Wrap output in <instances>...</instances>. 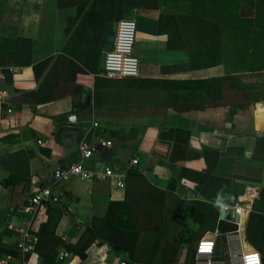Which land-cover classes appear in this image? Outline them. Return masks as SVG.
Segmentation results:
<instances>
[{"label": "crops", "instance_id": "crops-1", "mask_svg": "<svg viewBox=\"0 0 264 264\" xmlns=\"http://www.w3.org/2000/svg\"><path fill=\"white\" fill-rule=\"evenodd\" d=\"M127 3L0 0V68L12 71L0 93V181H9L0 182V257L19 255V207L35 186L45 184L59 200L37 213L34 227L40 241L27 255L31 264H120L127 256L108 241L113 227L121 228L124 236L137 235L134 247L126 246L145 254L147 260L139 257L144 264H194L199 241L217 240L223 211L238 228L215 247L213 264H232L242 250H257L264 256V226L257 220L251 226L253 212L264 216L253 210L256 199L264 200V96L237 111L224 101L204 109L176 110L165 102L167 92L159 85L144 88L111 81L108 86L105 81L97 91V77L108 78L100 68L107 36L116 33L123 18L138 23L140 77L179 80L223 74L220 66L175 67L188 64L190 57L185 50H170L168 36L158 33L161 10L129 12ZM88 10L97 11L100 27H113L104 38L98 63L89 66L83 61L87 51L79 47L83 40L74 43L72 37ZM47 58L50 64L37 79L34 65ZM252 77L264 78V72ZM125 79L129 78L115 80ZM46 80L49 86L59 81L50 92L53 100L37 102L29 93ZM70 116L77 122H70ZM163 128L184 130L180 141L162 140ZM104 140L112 145L103 147ZM83 141L96 152L81 160ZM175 147L182 157L173 162L169 156ZM218 154L213 174L244 185L243 194L223 192L196 179V172L214 163ZM76 162L92 170L124 171L125 189H118L112 179L67 177L53 182L56 166ZM130 168L141 175L129 177ZM230 227L224 225L226 230ZM249 227L262 248L248 239Z\"/></svg>", "mask_w": 264, "mask_h": 264}, {"label": "trees", "instance_id": "trees-1", "mask_svg": "<svg viewBox=\"0 0 264 264\" xmlns=\"http://www.w3.org/2000/svg\"><path fill=\"white\" fill-rule=\"evenodd\" d=\"M102 2L104 4V1ZM127 4L126 8L129 12L133 8L161 10L158 33L168 36L170 50H185L190 57L188 64L175 67L203 70L224 65L226 70L220 76L179 80L133 77L125 79L128 81H121L100 76L97 77V91L106 86L105 81L108 86L111 85V83L109 84L111 81H116L119 84L130 83L132 86L137 85L144 88H153L155 85H159L167 92L165 102L176 110L189 106L204 109L224 101L227 105L234 106V110L237 111L238 108L248 106L255 98L264 96V78L252 77L253 74L264 72V0H128ZM93 6L96 9V4ZM82 12L83 8L81 7L79 14ZM99 17L97 11L88 10L72 33L74 43L78 38L83 40L79 47L82 52L87 51V56L82 57L85 58L83 61L88 66L90 63H98L104 38L107 32H111L113 29L112 26L106 29L100 27ZM116 18L121 17L118 15ZM73 24L71 22V26ZM50 60L47 58L34 65L37 79L41 78L50 64ZM78 69L80 72L83 71L81 66H78ZM6 73V80L10 79V69L6 70ZM47 81H42L40 89L29 93L36 98L37 102L53 100L50 92L59 81L51 86L46 84ZM182 131L184 130L163 128L160 138L169 140L173 137L176 142H179ZM177 148H173L169 156L173 162L182 157V152H177ZM218 158L219 154L215 162L208 164L204 171L196 172L198 176L196 179L223 192L243 194L245 192L244 185L213 174V168ZM134 173L140 174L135 168L128 170L129 177H132ZM0 182L9 183L8 180ZM252 218L251 226L253 220H257L258 224L264 226L263 215L253 212ZM94 237L97 235L94 234ZM136 239L137 235L124 236L121 228L116 227H113L112 233L108 237V241L117 251L126 254L128 262L144 264L139 257L145 258V254L137 252L136 248H130L134 247ZM248 239L253 241L257 248H262L252 236V227H249ZM127 243L131 246H126ZM14 253L17 255V252ZM82 257H85L84 253Z\"/></svg>", "mask_w": 264, "mask_h": 264}, {"label": "built area", "instance_id": "built-area-1", "mask_svg": "<svg viewBox=\"0 0 264 264\" xmlns=\"http://www.w3.org/2000/svg\"><path fill=\"white\" fill-rule=\"evenodd\" d=\"M138 23L134 18H123L118 22L115 40L111 50L106 51L104 72L108 78L123 79L140 77L142 71L141 58L136 53ZM10 72H12L10 70ZM7 78V73L0 68V93H4L2 83ZM76 116H70L69 121L76 123ZM94 126H99L94 122ZM103 147L112 145L111 140L101 141ZM96 152V148L89 142L80 144L81 160L90 158ZM138 159L133 160L137 165ZM67 177H77L80 180L95 178L97 180L112 179L118 189H125V172L107 167L105 170H92L83 166L82 162L69 165H58L53 169V182H58ZM58 195L53 193L49 184L35 186L27 202L19 207L21 224L17 228V250L19 255L15 258L12 254L0 257V264H31L28 254L35 251L40 237L35 231V219L41 207L50 202H57ZM242 213V207L235 208L236 221L239 224L238 215ZM216 247L213 238H202L195 253V264H213L212 256ZM262 254L257 250H242L233 258L232 264H263ZM58 264V263H56ZM120 264H131L127 260Z\"/></svg>", "mask_w": 264, "mask_h": 264}, {"label": "water", "instance_id": "water-1", "mask_svg": "<svg viewBox=\"0 0 264 264\" xmlns=\"http://www.w3.org/2000/svg\"><path fill=\"white\" fill-rule=\"evenodd\" d=\"M114 40H115V34L114 33L109 34L107 36L106 44L104 46V52L101 55V59H100V68L101 69H104V67H105L106 51L112 49ZM253 210L264 212V200L263 199H256L253 203ZM225 224H230L232 227H230L229 229L226 230V229H224ZM237 228H238V225L231 222V215L227 214L226 211H223V214L221 216V221H220V228L218 231V237L216 240V247L222 246V243L227 241V235L236 231ZM262 261L264 264V256L262 257Z\"/></svg>", "mask_w": 264, "mask_h": 264}, {"label": "rangeland", "instance_id": "rangeland-1", "mask_svg": "<svg viewBox=\"0 0 264 264\" xmlns=\"http://www.w3.org/2000/svg\"><path fill=\"white\" fill-rule=\"evenodd\" d=\"M220 66V70H222L223 71V73L225 72V70H226V68H225V66L224 65H219Z\"/></svg>", "mask_w": 264, "mask_h": 264}]
</instances>
